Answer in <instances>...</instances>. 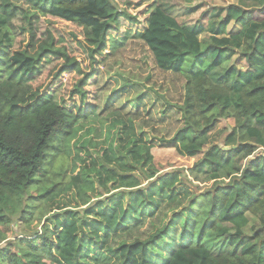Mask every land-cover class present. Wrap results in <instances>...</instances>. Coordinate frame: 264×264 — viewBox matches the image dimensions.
Segmentation results:
<instances>
[{
	"label": "trees",
	"instance_id": "1",
	"mask_svg": "<svg viewBox=\"0 0 264 264\" xmlns=\"http://www.w3.org/2000/svg\"><path fill=\"white\" fill-rule=\"evenodd\" d=\"M160 1L0 0V245L10 226L32 221L49 159L91 123L101 136L106 114L123 108L114 91L99 86L100 68L105 57L140 41L159 72L183 79L184 102L174 113L180 128L168 142L178 156L202 154L186 173L212 184L185 207L186 239L178 242L174 233L164 257H153L154 246L173 230L168 224L123 244L119 264H264V0H238L222 9L224 17L184 27ZM231 22L239 31L217 38L228 34ZM205 33L209 41L200 42ZM236 50L245 70L227 68ZM217 68L226 71L213 82L209 73ZM220 119L233 122L223 146L202 153ZM254 154L255 166L245 165ZM223 168L230 170L225 181ZM246 214L257 220L247 243ZM52 221L54 229L46 224L0 246V264H91L78 235L85 218L65 212ZM209 232L229 241L228 253L211 254L204 244Z\"/></svg>",
	"mask_w": 264,
	"mask_h": 264
},
{
	"label": "rangeland",
	"instance_id": "2",
	"mask_svg": "<svg viewBox=\"0 0 264 264\" xmlns=\"http://www.w3.org/2000/svg\"><path fill=\"white\" fill-rule=\"evenodd\" d=\"M237 4L238 0L160 1L162 9L183 27L196 23L205 26L209 16L222 18V9ZM239 29L237 23L231 22L228 34L217 38L235 35ZM209 39L207 33L199 36L203 43ZM4 58V51L0 50V60ZM227 68L246 69L240 50L234 52ZM225 71L217 68L209 73V78L217 82ZM99 86L107 94L114 91L123 108H112L106 114L101 136L94 132L98 124L91 123L67 149L49 159L46 183L40 188L44 195L32 204V221L10 226L7 239L0 246L15 235L40 231L46 224L54 229L52 219L65 212H76L85 218L78 235L84 242L83 257L91 264H119L117 250L123 244L145 240L168 224L173 230L169 238L154 246L153 257H164L176 241H172L174 233L180 234L178 242L186 239L181 238L188 223L185 207L192 196L205 192L212 183L203 186L186 173L202 154L195 158L178 156L168 142L180 128L176 121L179 117L174 113H179L184 102L183 79L159 72L147 47L140 41H131L125 52L105 57ZM232 125L231 120H218L208 133V144L202 153L212 145L222 147ZM256 154L244 164L254 167ZM229 171L220 170L222 181ZM48 189L51 190L46 192ZM35 194L34 191L32 197ZM246 219L242 228L245 243L253 240L252 227L257 224L250 214H246ZM204 244L215 256L230 250L229 241L213 232L206 234Z\"/></svg>",
	"mask_w": 264,
	"mask_h": 264
},
{
	"label": "crops",
	"instance_id": "3",
	"mask_svg": "<svg viewBox=\"0 0 264 264\" xmlns=\"http://www.w3.org/2000/svg\"><path fill=\"white\" fill-rule=\"evenodd\" d=\"M240 28V27H239ZM238 32V31H237ZM206 34V33H205ZM207 35H209V34H207ZM201 36V35H200Z\"/></svg>",
	"mask_w": 264,
	"mask_h": 264
}]
</instances>
